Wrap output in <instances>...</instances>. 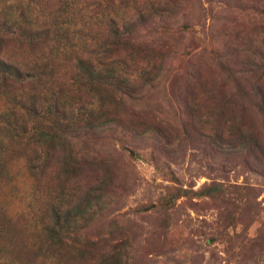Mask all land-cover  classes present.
<instances>
[{
	"label": "rangeland",
	"instance_id": "374dc122",
	"mask_svg": "<svg viewBox=\"0 0 264 264\" xmlns=\"http://www.w3.org/2000/svg\"><path fill=\"white\" fill-rule=\"evenodd\" d=\"M109 1L0 0V60L45 68L21 93L0 82V258L264 264V0H159L140 15ZM57 93L59 146L45 131ZM13 97L45 106L28 116ZM34 154H49L38 176Z\"/></svg>",
	"mask_w": 264,
	"mask_h": 264
},
{
	"label": "trees",
	"instance_id": "16d2710c",
	"mask_svg": "<svg viewBox=\"0 0 264 264\" xmlns=\"http://www.w3.org/2000/svg\"><path fill=\"white\" fill-rule=\"evenodd\" d=\"M140 2V0H139ZM65 2H63L64 4ZM80 6L78 7L79 10H83L85 9H102L106 4H109L110 1L109 0H77V4ZM85 4V7H84ZM109 6V5H108ZM167 9V3H165L164 1L160 2L159 0H142L141 3L138 5V0H134V15H140L143 14L144 11H152V10H157L158 12H164ZM106 25L111 26L114 28V33L117 35V37L121 34H123L122 31H120L119 29L116 28V26L114 25V19L113 18H108L107 19V23ZM117 29V30H116ZM49 30V27H48ZM48 30H45L48 31ZM35 37H37L34 34ZM107 45L106 49L104 50V54L108 51V55H106L107 57L105 59L109 58L110 53H112L113 51L116 50L115 47L110 48L108 46L107 43H105ZM104 44V45H105ZM114 63L113 62H107L105 64H103V66H101L102 69V73H103V79H107L111 76V74L114 72L112 67H113ZM89 66L88 62L86 60H82L81 58H77L76 59V63H75V67H79V70L82 69V72H78L76 71V73H74L70 78L69 81H72L71 86L69 88V91L73 93L74 96H78L80 97V95L85 93V90L83 88V83L78 82V81H83L86 80V71L83 72V69ZM46 67V66H45ZM36 72L33 71V69L27 68L24 64H18V63H14V64H9L5 61H1L0 60V82L2 83V86L7 85L8 87H12V90L16 93V92H22L25 91L26 89L29 88L30 84V80L33 78H36L37 80H40V78L45 74V68L44 65H40L37 66ZM90 69H88L87 71H89ZM81 73V74H79ZM94 72H91L90 74H93ZM130 79V78H128ZM76 80V81H75ZM121 84L127 85V83L125 81H121L119 80ZM74 82H78L79 84H81L79 87L74 88L72 86V84ZM58 96L59 93L52 94L48 99L50 100L52 97L53 98V119L55 120V122H53V125H49L46 127L45 131H46V136L47 139L51 142L53 139H55L58 146L59 144V139H61L62 134L59 133L57 131V126H60L63 124V119H65L63 113V110H60L59 104H57L58 101ZM88 102V101H87ZM11 106H12V110L15 108H18L19 111H23V113H27L28 116L31 115H35L36 113H41L42 110L44 109L45 106V101L43 103H41V105L38 107L36 105L35 99L34 98H29L27 100V104L26 106L22 105V102L20 99L15 100V98H12L11 101ZM90 105V104H89ZM18 115H23L22 113L18 112ZM46 115H44L45 117ZM44 121H46L44 119ZM56 126V127H55ZM25 131L17 128L16 129V134L14 135V137L20 142L23 143L24 142V138H23V133ZM12 138V137H11ZM27 141H29L27 139ZM18 147H27L30 146V143H28L27 145L25 144H17ZM60 148V147H59ZM61 149V148H60ZM61 151V150H58ZM1 159V158H0ZM48 163H49V154H46L45 156H41L39 154H34L31 159L28 160V166L27 169L30 170L29 173H31L32 176H38L40 173H43L47 168H48ZM2 219H4L3 214L0 215ZM0 264H15L13 261L9 260V258L3 256L0 258Z\"/></svg>",
	"mask_w": 264,
	"mask_h": 264
}]
</instances>
